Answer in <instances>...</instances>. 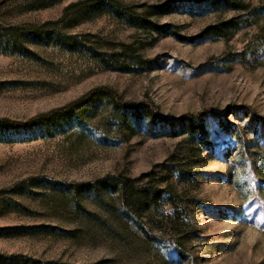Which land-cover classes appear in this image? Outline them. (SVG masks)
Returning a JSON list of instances; mask_svg holds the SVG:
<instances>
[{"label": "rangeland", "instance_id": "rangeland-1", "mask_svg": "<svg viewBox=\"0 0 264 264\" xmlns=\"http://www.w3.org/2000/svg\"><path fill=\"white\" fill-rule=\"evenodd\" d=\"M43 25L29 52L0 51V118L101 87L125 104L0 128V264H264V0H0V27Z\"/></svg>", "mask_w": 264, "mask_h": 264}, {"label": "trees", "instance_id": "trees-1", "mask_svg": "<svg viewBox=\"0 0 264 264\" xmlns=\"http://www.w3.org/2000/svg\"><path fill=\"white\" fill-rule=\"evenodd\" d=\"M233 4L236 6V3L233 2ZM115 9L121 12V14H125L130 17L133 21H137L138 17L135 16L130 8L125 6H120L118 3H115ZM53 31L46 27V26H36L31 27V29L21 28V27H0V51L3 53H24L29 52L30 45L33 44H40L44 39L50 38L51 35H53ZM221 34V33H217ZM57 36L61 39V41L66 44L67 46L74 48L76 45V42L73 41L74 38L63 34L58 33ZM136 52V50H134ZM106 53L97 52L95 53V57L101 60L102 62L109 63L110 58H107ZM114 55V54H112ZM125 56V55H122ZM114 57V56H112ZM114 59V58H113ZM118 59V58H117ZM124 57L121 58L119 62H115V64H118L115 68L125 71V72H131L135 71L132 69L133 67H130L126 65V60ZM131 63L134 64V66H140L142 65L143 61L141 59V55L138 54V58H133L130 60ZM112 66V65H110ZM105 94L110 96L117 104L123 105L124 102L120 101L117 98V95L114 91H112L109 88L101 87L96 88L94 90H91L86 95H84L82 98L73 101L63 107L52 109L48 112L36 115L32 117L27 122H21V121H15L11 120L10 118L3 117L0 118V128H19L24 126H37L42 124H48L56 119H64L68 117L72 112H74L79 107L83 106L86 102L90 101L91 99H94L98 97L100 94ZM130 106L132 107H140V106H146L148 110L155 116H158L160 118H163L168 121H176L183 123L184 126L190 127L192 132L194 131L193 128H195L196 123H198L200 120L204 119V116H191V115H183L180 118L172 117L169 115H162L158 112L157 108H154V106L145 104V103H130ZM119 186L120 195L122 198V201L125 205L128 206H137L138 208L142 207L144 205V199H146L147 195H145V190L142 188H138L134 184V180L130 178L123 177L120 179V182L114 183V185ZM113 185V184H112ZM158 194L160 191H156Z\"/></svg>", "mask_w": 264, "mask_h": 264}]
</instances>
